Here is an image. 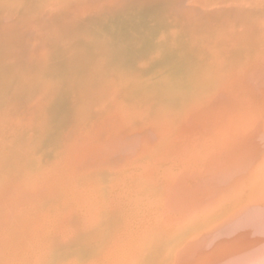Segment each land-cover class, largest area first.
<instances>
[{
	"label": "rangeland",
	"instance_id": "1",
	"mask_svg": "<svg viewBox=\"0 0 264 264\" xmlns=\"http://www.w3.org/2000/svg\"><path fill=\"white\" fill-rule=\"evenodd\" d=\"M202 1H206V5ZM209 1H213V5ZM244 1L0 0V192H3L0 193V264H45L50 258L51 264H109V261L111 264H131L129 262L141 258V264L150 261V264H169L166 259L169 252L166 251L174 240L168 239L176 227L184 228L183 239L174 246L173 254L183 264H199L208 254L205 251L207 241L217 235L220 238L242 213L248 212L247 208L249 212L264 209L262 178L263 182L259 180L257 185L246 190L247 194L235 193L224 203L218 200L202 213L196 212L197 217L191 219L192 207L199 195L195 188L209 179L214 183L220 179L213 176L208 155L210 150L223 151L229 147L221 138L225 131L232 130L235 126L231 124L232 120L239 116L233 112L225 113L226 110L232 111V107L237 110V104L243 106L245 103L262 116L264 109V105L256 104L260 98L264 100V68H261L264 65V5ZM220 58L222 61L231 59V75L235 78L241 75L240 85L243 86L237 83V78L234 83L238 86L234 89L219 87L213 92L212 83L221 79ZM183 101L188 102L183 104ZM226 115L227 122L223 119ZM259 120L254 116L252 122ZM205 122L207 126L203 124ZM200 143H205L206 149L203 150ZM197 151L206 153L197 154ZM55 172H61V177ZM214 183L210 193L215 191ZM244 198L249 202H244ZM176 202L183 206L173 207L178 205ZM245 203L249 206L244 208ZM253 204H256L255 209ZM229 212H232L231 216ZM227 216H230L229 220ZM217 217L226 221L219 223ZM32 221L36 222L32 225ZM258 223L263 225L264 220ZM135 233L139 236L133 238ZM148 239L156 243L149 245ZM205 242L206 245H201ZM186 243L188 250H181ZM261 245L264 244L260 243L258 248L262 252ZM180 251L184 253L180 254ZM248 251L237 257L250 259L257 253V257H264V250L263 254L258 250ZM47 252H51L50 256ZM45 255H48L46 259ZM222 260L227 262L225 258Z\"/></svg>",
	"mask_w": 264,
	"mask_h": 264
},
{
	"label": "bare ground",
	"instance_id": "2",
	"mask_svg": "<svg viewBox=\"0 0 264 264\" xmlns=\"http://www.w3.org/2000/svg\"><path fill=\"white\" fill-rule=\"evenodd\" d=\"M31 1V0H30ZM219 1V0H218ZM244 1V0H243ZM191 2V1H190ZM203 3H204V1H202ZM209 2H211V1H209ZM213 2V1H212ZM212 2H211V5H213L212 4ZM226 2V1H225ZM244 2H246V4L247 3H249V4H256V2H257V4H259V5H264V0H245ZM202 3V4H203ZM205 3H206V1H205ZM204 3V4H205ZM221 3V2H220ZM236 3V2H235ZM243 3V2H242ZM201 4V5H202ZM209 5H210V3H208ZM217 4H219V2L217 3ZM222 4H223V6H224V3L222 2ZM229 4V3H228ZM231 4H233V3H231ZM206 5V4H205ZM214 5H216V4H214ZM220 5V4H219ZM218 5V6H219ZM221 6V5H220ZM226 6V5H225ZM245 6H247V5H245ZM244 6V7H245ZM186 7V6H185ZM199 7V6H198ZM211 7V6H210ZM229 6H227V8H228ZM248 7V6H247ZM250 7H251V5H250ZM252 8V7H251ZM229 9H231V8H229ZM180 10H182V9H180ZM205 10V9H204ZM215 11V10H214ZM232 11V10H231ZM234 11V10H233ZM232 11V12H233ZM17 12V11H16ZM204 13V12H203ZM107 14V13H106ZM241 14V13H240ZM207 14H205V16H206ZM211 15V14H210ZM242 15V14H241ZM8 16V15H7ZM215 16H216V14H215ZM150 17V16H149ZM204 17V16H203ZM208 17V16H207ZM207 17L206 18H204V19H207ZM210 17V16H209ZM212 17V16H211ZM220 17V16H219ZM199 19H202V18H199ZM204 19H202V20H204ZM235 19V18H234ZM211 20H212V18H211ZM216 20V19H215ZM240 20V19H239ZM242 20V19H241ZM261 20V19H260ZM199 21V20H198ZM226 21V20H225ZM242 22V21H241ZM220 23V22H219ZM243 23V22H242ZM184 24V23H183ZM224 24H225V22H224ZM250 24V23H249ZM256 24V23H255ZM251 25V24H250ZM261 25V24H260ZM225 26V25H224ZM253 26V25H252ZM180 27H182V26H180ZM217 27V26H216ZM259 27V26H258ZM204 28V27H203ZM202 28V29H203ZM252 28V27H251ZM179 29V28H178ZM216 29V28H215ZM217 29H220L221 30V28H217ZM150 30V29H149ZM209 30V29H208ZM219 30V31H220ZM248 30V29H247ZM206 31H207V29H206ZM210 31V30H209ZM226 31V30H225ZM205 32V31H204ZM221 32V31H220ZM220 32H218V33H220ZM246 33V32H245ZM223 34V33H222ZM20 35H21V33H20ZM197 35V34H196ZM217 36V35H216ZM162 37V36H161ZM178 38V37H177ZM220 39H222V38H220ZM202 40V39H201ZM225 40V39H224ZM223 41V40H222ZM251 41V40H250ZM20 42V41H19ZM180 42V41H179ZM3 43V42H2ZM17 43V42H16ZM218 43V42H217ZM264 43V42H263ZM28 44V43H27ZM191 44V43H190ZM15 45V44H14ZM236 45V44H235ZM238 45V44H237ZM251 45V44H250ZM2 46V45H1ZM262 46V45H261ZM263 46H264V44H263ZM8 47V46H7ZM240 48V47H239ZM238 48V49H239ZM254 48V47H253ZM262 48V47H261ZM19 49H20V47H19ZM192 49V48H191ZM220 49V48H219ZM249 49H250V47H249ZM195 50V49H194ZM217 51V50H216ZM94 53H96V52H94ZM262 53V52H261ZM237 54V53H236ZM97 55V54H96ZM235 55V54H234ZM259 55V54H258ZM232 56V55H231ZM261 56V55H260ZM233 57V56H232ZM251 57V56H250ZM221 58H223V57H221ZM220 58V59H221ZM263 58H264V56H263ZM158 59V58H157ZM237 59V58H236ZM256 59H259V58H256ZM262 59V58H261ZM149 60V59H148ZM236 61V60H235ZM234 61V62H235ZM256 61V60H255ZM221 64H220V63ZM263 62V61H262ZM194 63V62H193ZM200 63V62H199ZM202 63V62H201ZM230 63H232V61H231V59L229 58V59H226V61H222V59H221V61H218V64H219V66L221 65L222 67H221V72H220V77L219 78H221L220 79V81H218V82H216L215 81V83H217L218 85L217 86H215V83H212L213 84V86L212 87H214V89H213V92L215 91H217L218 90V88L219 87H221L222 88V90H224V88L225 89H231V87H233V89L235 88V86H238V84L240 85V83H242V77H241V75H240V77H237V78H235L234 76H232L231 75V65H233V64H230ZM264 63V62H263ZM1 64V63H0ZM204 64V63H203ZM216 64H217V62H216ZM236 64V63H235ZM254 64V63H253ZM255 64H256V62H255ZM201 65V64H200ZM207 65V64H206ZM261 65V64H260ZM21 67H22V65H20ZM204 66V65H203ZM234 66H236V65H234ZM242 66V65H241ZM253 66V65H252ZM255 66V65H254ZM253 66V67H254ZM257 66V65H256ZM264 66V65H263ZM261 67V68H264V67ZM31 67H32V65H31ZM199 67H201V66H199ZM205 67V66H204ZM243 68V67H242ZM241 69V68H240ZM15 70V69H14ZM22 70V69H21ZM211 70V69H210ZM218 70H220V68L218 69ZM245 70V69H244ZM24 71V70H23ZM251 71V70H250ZM249 71V72H250ZM259 71H262V70H259ZM11 72V71H10ZM204 73H205V71H203ZM244 73H245V71H243ZM254 72H255V70H254ZM3 73V72H2ZM20 73V72H19ZM148 73V72H147ZM154 73V72H153ZM208 73V72H207ZM217 73H218V71H217ZM243 73V74H244ZM259 73V72H258ZM16 74V73H15ZM86 74V73H85ZM202 74V73H201ZM208 74H210V73H208ZM249 74H251V73H249ZM264 74V73H263ZM204 75V74H203ZM258 75V74H257ZM14 76V75H13ZM87 76V75H86ZM151 76V75H150ZM205 76V75H204ZM251 76V75H250ZM264 76V75H263ZM188 77V76H187ZM208 77H209V75H208ZM261 77V76H260ZM200 78V77H199ZM204 78V77H203ZM209 78H211V77H209ZM253 78V77H252ZM256 78H258V76H256ZM12 79V78H11ZM17 79V78H16ZM187 79V78H186ZM195 79V78H194ZM234 79H237V83L238 84H236V83H234ZM262 79V78H261ZM4 80V79H3ZM192 80V79H191ZM205 80V79H204ZM207 80H209V79H207ZM254 80H255V78H254ZM13 81H15V80H13ZM12 81V82H13ZM251 81H253V80H251ZM256 81V80H255ZM10 82V81H9ZM100 82V81H99ZM248 81H246V83H247ZM7 83V82H6ZM203 83V82H202ZM255 83H257V82H255ZM254 83V84H255ZM261 83V82H260ZM189 84V83H188ZM253 84V85H254ZM7 85V84H6ZM11 85H13V84H11ZM11 85H10V87H11ZM166 85H167V83H166ZM180 85V84H179ZM203 85V84H202ZM202 85H200V86H202ZM242 85V84H241ZM240 85V86H241ZM245 85V84H244ZM259 85V84H258ZM121 86V85H120ZM181 86V85H180ZM199 86V87H200ZM205 86V85H204ZM243 86V85H242ZM16 87V86H15ZM14 87V88H15ZM191 87H193V85H191ZM257 87H260V86H257ZM12 88V87H11ZM13 88V89H14ZM107 88V87H106ZM134 88V87H133ZM182 88V87H181ZM196 88V87H195ZM203 88V87H202ZM239 88V87H238ZM241 88V87H240ZM12 89V90H13ZM151 89V88H150ZM251 89H252V87H251ZM11 90V89H10ZM118 90V89H117ZM14 91H15V89H14ZM196 91H197V89H196ZM221 90H219L218 91V93L220 92ZM226 91V90H225ZM240 91V90H239ZM247 91V90H246ZM248 91H250V90H248ZM5 92H7V91H5ZM4 92V93H5ZM15 92H17V91H15ZM202 92V91H201ZM235 92V91H234ZM255 92V91H254ZM11 93H13V92H11ZM167 93V92H166ZM239 93H241V92H239ZM239 93H236V94H239ZM252 93V92H251ZM2 94V93H1ZM8 94V93H7ZM24 94V93H23ZM199 94V93H198ZM212 94V93H211ZM210 94V95H211ZM224 94V93H223ZM236 94H235V96H236ZM242 94H246V93H242ZM247 94H249V93H247ZM254 93H252V95H253ZM4 96L6 95V94H3ZM16 95V94H15ZM160 95V94H159ZM1 96V95H0ZM17 96V95H16ZM16 96H14L13 95V97H16ZM145 96V95H144ZM174 96H175V94H174ZM197 96H199V95H196V97ZM225 96V95H224ZM262 96V95H261ZM10 97H12V96H10ZM19 97V96H18ZM193 97V96H192ZM206 97V96H205ZM209 97V96H208ZM239 97V96H238ZM249 97H251V96H249ZM263 97V96H262ZM2 98H4V97H2ZM82 98V97H81ZM105 98V97H104ZM222 98V97H221ZM229 98V97H228ZM173 99V98H172ZM191 99V98H190ZM193 99H195V98H193ZM220 99V98H219ZM224 99V98H223ZM245 99V98H244ZM2 100V99H1ZM0 100V101H1ZM15 100V99H14ZM17 100V99H16ZM5 101V100H4ZM9 101H11V100H9ZM176 101V100H175ZM191 101H193V100H191ZM232 101V100H231ZM6 102H8V101H6ZM17 102V101H16ZM185 101H183V104H185L186 102H188V101H186L185 103H184ZM221 102V101H220ZM219 102V103H220ZM245 102V101H244ZM131 103V102H130ZM194 103V102H193ZM208 103V102H207ZM235 103V102H234ZM260 104V106L261 105H264V100L263 99H259L257 102H256V104ZM8 104V103H7ZM12 104V103H11ZM190 104V103H189ZM215 104V103H214ZM213 104V105H214ZM218 104V102L216 103V105ZM245 104V103H244ZM243 104V106H242V104H241V106L239 105V104H237V110L235 109L234 110V108L232 107L231 108V110L232 111H227L226 110V112L225 113H229V112H233V113H235V115H238L239 117L238 118H236V119H234L233 118V120H232V123L231 124H233V125H235L233 128H232V130H228V131H225V133H224V135H223V137L221 138V140L225 143V141H226V143H228L227 145L229 146L227 149H225V150H219V151H211L210 150V152H209V155H208V157H210V160H211V166H212V168L214 169L213 170V176L215 177V179H219V181H216L215 183L213 182V180L211 181V179H206V180H208V181H206V180H204V181H206V182H202V183H200L199 184V186L197 187V188H195V189H198V190H195L197 193H199V195H196L197 197H196V199L195 200H197L194 204H193V207H192V216H191V219H193L195 216L197 217V214L198 213H196V212H198V211H200L199 213H202L203 212V210H205L206 208H208V205H211V204H213L214 202L216 203V201H221L222 203H224V202H228V201H230V199H231V196H233L235 193H246L247 191L246 190H248L250 187H252L253 185H257L258 183H259V180H260V182L263 180L262 178H264V109H262V116H260V114L261 113H257V112H255V110L254 111H252V108L250 109V106H246V104L244 105ZM250 104V103H249ZM139 105V104H138ZM208 105V104H207ZM9 106V105H8ZM125 106V105H124ZM128 106V105H127ZM184 106V105H183ZM182 106V107H183ZM228 106V105H227ZM231 106V105H230ZM13 107H14V105H13ZM236 107V106H235ZM12 108V107H11ZM211 108V107H210ZM209 108V109H210ZM216 108V107H215ZM225 108V107H224ZM228 108V107H227ZM2 109V108H1ZM115 109V108H114ZM139 109V108H138ZM179 109V108H178ZM177 109V110H178ZM186 109V108H185ZM204 109V108H203ZM256 109V108H255ZM12 110V109H11ZM60 111V110H59ZM114 111V110H113ZM117 111V110H116ZM115 111V112H116ZM124 111V110H123ZM180 111V110H179ZM0 112H1V110H0ZM5 112V111H4ZM31 112V111H30ZM131 112V111H130ZM125 113V112H124ZM171 113V112H170ZM173 113V112H172ZM128 114V113H127ZM3 115V114H2ZM28 115V114H27ZM35 115V114H34ZM114 115V114H113ZM126 115V114H125ZM131 115V114H130ZM171 115V114H170ZM225 115V114H224ZM14 116V115H13ZM21 116V115H20ZM26 116V115H25ZM120 116V115H119ZM132 116V115H131ZM174 116H176V115H174ZM184 116V115H183ZM203 116V115H202ZM228 115H226V117L225 116H223L224 118L223 119H225L224 121L225 122H227L228 121V117H227ZM254 116H257V118L259 117L260 118V120L259 121H256V122H252V119H253V117ZM8 117V116H7ZM10 117H11V115H10ZM27 117V116H26ZM38 117V116H37ZM194 117V116H193ZM23 118H25V117H23ZM173 118H175V119H177L176 117H173ZM181 118V117H180ZM197 118H199V117H197ZM206 118V117H205ZM1 119V118H0ZM22 119V118H21ZM174 119V120H175ZM200 119V118H199ZM201 119H203V118H201ZM131 120V119H130ZM173 120V121H174ZM182 120V119H181ZM184 120V119H183ZM192 120V119H191ZM190 120V121H191ZM209 120H211V119H209ZM8 121V120H7ZM31 121V120H30ZM33 121V120H32ZM134 121V120H133ZM146 121V120H145ZM177 121V120H176ZM193 121V120H192ZM201 121V120H200ZM199 121V122H200ZM203 121H206V119L205 120H203ZM230 121H231V118H230ZM235 121V122H234ZM9 122V121H8ZM16 122V121H15ZM19 122V121H18ZM25 122V121H24ZM37 122V121H36ZM158 122V121H157ZM178 122V121H177ZM184 122V121H183ZM186 122V121H185ZM194 122V121H193ZM252 122V123H251ZM122 123V122H121ZM187 123V125L189 124L188 122H186ZM197 123V122H196ZM229 123V122H228ZM17 124H19V123H17ZM40 124H42V123H40ZM174 124V123H173ZM199 124V123H198ZM197 124V125H198ZM203 124H205L206 126H207V124H206V122L205 123H203ZM217 124V123H216ZM221 124H223V123H221ZM13 125V124H12ZM20 125V124H19ZM27 125V124H26ZM29 125V124H28ZM33 125H35V124H33ZM36 125H38V124H36ZM131 126H132V123L130 124ZM182 125V124H181ZM210 125V124H209ZM4 126V125H3ZM14 126V125H13ZM179 126V125H178ZM194 126V125H193ZM30 127V126H29ZM39 127H41V126H39ZM51 127V126H50ZM160 127V126H159ZM169 127V126H168ZM217 127V126H216ZM223 127V126H222ZM19 128V127H18ZM116 128V127H115ZM131 128V127H130ZM183 128V127H182ZM189 128V127H188ZM195 128H197V127H195ZM204 128V127H203ZM9 129V128H8ZM28 129H30V128H28ZM141 129V128H140ZM153 129H154V127H153ZM185 129V128H184ZM193 130H194V128H192ZM208 130V129H207ZM213 130V128L211 129V131ZM4 131V130H3ZM16 131V130H15ZM117 131V130H116ZM209 131H210V128H209ZM208 131V132H209ZM11 132V131H10ZM107 132V131H106ZM169 132H170V130H169ZM198 132V131H197ZM207 132V133H208ZM39 133V132H38ZM119 133V132H118ZM137 133V132H136ZM139 133V132H138ZM166 133V132H165ZM191 132H189V134H190ZM132 134V133H131ZM157 134V133H156ZM188 134V135H189ZM20 135H21V133H20ZM30 135V134H29ZM41 135H43V134H41ZM170 135V134H169ZM179 135V134H178ZM198 135L199 134H197V137H198ZM222 135V134H221ZM25 136V135H24ZM191 136V135H190ZM210 136V135H209ZM208 136V137H209ZM2 137V136H1ZM26 137V136H25ZM28 137V136H27ZM30 137V136H29ZM124 137V136H123ZM135 137V136H134ZM157 137V136H156ZM196 137V136H195ZM194 137V138H195ZM200 137H201V135H200ZM163 138V137H162ZM204 138V137H203ZM202 138V139H203ZM132 139H133V137H132ZM142 139V138H141ZM154 139V138H153ZM191 139V138H190ZM193 139V138H192ZM207 139V138H206ZM232 139V141H229V140H231ZM24 140V139H23ZM31 140V139H30ZM33 140V139H32ZM35 140V139H34ZM128 140V139H127ZM180 140V139H179ZM208 140V139H207ZM207 140H206V142H207ZM115 141V140H114ZM126 141V140H125ZM173 141V140H172ZM205 141V140H204ZM42 142V141H41ZM140 142H141V140H140ZM181 142V141H180ZM179 142V143H180ZM184 142V141H183ZM200 142H201V140H200ZM203 142V141H202ZM205 142V143H206ZM15 143V142H14ZM35 143V142H34ZM38 143V142H37ZM106 143V142H105ZM147 143V142H146ZM151 143V142H150ZM204 143V144H205ZM224 143H223V145H224ZM20 144H21V141H20ZM32 144V143H31ZM40 144V143H39ZM181 144V143H180ZM201 144V143H200ZM204 144H201V146L203 145V147L204 148H202L203 150L204 149H206L205 148V146H204ZM220 144V146L222 145V143H218V145ZM35 145V144H34ZM135 145V144H134ZM169 144H167V146H168ZM189 145H191L192 146V144H189ZM90 146V145H89ZM166 146V147H167ZM170 146V145H169ZM168 146V147H169ZM196 146V145H195ZM198 146V145H197ZM200 146V147H201ZM208 146L210 147V145L208 144ZM40 147V146H39ZM103 147V146H102ZM131 147V146H130ZM133 147V146H132ZM140 147V146H139ZM189 147V146H188ZM187 147V148H188ZM199 147V146H198ZM113 148V147H112ZM173 148V147H172ZM172 148H170V149H172ZM180 148V147H179ZM183 148H184V145H183ZM186 148V149H187ZM208 148V147H207ZM33 149V148H32ZM37 149V148H36ZM130 149V148H129ZM138 149V148H137ZM161 149V148H160ZM181 149V148H180ZM179 149V150H180ZM190 149V148H189ZM193 149V148H192ZM58 150V149H57ZM119 150V149H118ZM132 150V149H131ZM156 150V149H155ZM157 150H159V148L157 149ZM176 150V149H175ZM178 150V149H177ZM196 150V149H195ZM202 150V151H203ZM96 151V150H95ZM168 151V150H167ZM184 151V150H183ZM187 151V150H186ZM202 151H200V152H202ZM209 151V150H208ZM68 152V151H67ZM117 152V151H116ZM142 152H144V151H142ZM150 152V151H149ZM154 152V151H153ZM198 152V151H197ZM200 152H198L197 154H199ZM74 153V152H73ZM85 153V152H84ZM131 153V152H130ZM180 153V152H179ZM188 153H189V151H188ZM203 154L204 153H206V152H202ZM202 153H200V154H202ZM63 154V153H62ZM75 154V153H74ZM159 154V153H158ZM168 154H170V153H168ZM182 154V153H181ZM180 154V155H181ZM197 154L195 155V156H197ZM19 155V154H18ZM61 155V154H60ZM163 155H164V153H163ZM162 155V156H163ZM183 155V154H182ZM66 156V155H65ZM131 156V155H130ZM137 156V155H136ZM186 156H187V154H186ZM190 156V155H189ZM188 156V157H189ZM194 156V157H195ZM206 156V155H205ZM58 157H60V156H58ZM80 156H78L77 158H79ZM172 157V156H171ZM191 157H192V155H191ZM198 157V156H197ZM202 157H203V155H202ZM201 157V158H202ZM207 157V156H206ZM26 158V157H25ZM52 158V157H51ZM71 158H72V156H71ZM94 158V157H93ZM196 158V157H195ZM195 158H193V159H195ZM59 159V158H58ZM68 159H70V158H68ZM146 159V158H145ZM184 159V158H183ZM189 159V158H188ZM191 160H193L192 158H190ZM199 159V161H200V158H198ZM30 160V159H29ZM57 160V159H56ZM160 160V159H159ZM197 160V159H196ZM196 160H195V162H196ZM37 161V160H36ZM87 161V160H86ZM146 161V160H145ZM164 161V160H163ZM189 161V160H188ZM91 162V161H90ZM192 162V161H191ZM201 162H202V160H201ZM34 163V162H33ZM32 163V164H33ZM83 163H84V161H83ZM198 163V162H197ZM23 164V163H22ZM55 164V163H54ZM64 164H67V162L66 163H64ZM69 164V163H68ZM73 164V163H72ZM199 164V163H198ZM197 164V165H198ZM201 164V163H200ZM45 165V164H44ZM50 165V164H49ZM52 165H53V163H52ZM69 165H71V164H69ZM157 165V164H156ZM184 165V164H183ZM195 165V164H194ZM202 165V164H201ZM42 166V165H41ZM68 166V165H67ZM80 167H81V165H79ZM188 166V165H187ZM200 166V165H199ZM15 167H17V166H15ZM20 167V166H19ZM29 167V166H28ZM53 167V166H52ZM75 167V166H74ZM93 167V166H92ZM180 167V166H179ZM186 167V166H185ZM46 168H48V167H46ZM62 168V167H61ZM69 168V167H68ZM72 168V167H71ZM86 168V167H85ZM188 168V167H187ZM190 168V167H189ZM191 168H193V166H191ZM195 168V167H194ZM197 168V167H196ZM199 168V167H198ZM197 168V169H198ZM205 168V167H204ZM19 169V168H18ZM23 169V168H22ZM21 169V170H22ZM24 169H25V167H24ZM63 169V168H62ZM169 169V168H168ZM186 169V168H185ZM208 169V168H207ZM210 169V168H209ZM9 170H14V169H9ZM20 170V171H21ZM39 170V169H38ZM38 170H35V172L36 171H38ZM191 170V169H190ZM200 170V169H199ZM211 170V169H210ZM26 171V170H25ZM24 171V172H25ZM43 171H45V170H43ZM43 171H41V172H43ZM47 171H48V169H47ZM55 171V170H54ZM58 171H61V170H58ZM57 171V172H58ZM80 171V170H79ZM88 171V170H87ZM194 171H195V169H194ZM197 171V170H196ZM194 172V173H197V172ZM23 172V171H22ZM46 172V171H45ZM45 172H43V173H45ZM85 172V171H84ZM142 172V171H141ZM18 173V172H17ZM33 173V172H32ZM61 173V172H60ZM59 173V174H60ZM88 173V172H87ZM193 173V172H192ZM191 174V173H189V174H191V175H194L195 176V174ZM10 174V173H9ZM35 174V173H34ZM42 174V173H41ZM49 174H50V172H49ZM52 174V173H51ZM55 174H56V172H55ZM59 174H56V175H58L57 177H59L60 175ZM67 174V173H66ZM66 174H63V175H66ZM84 174V173H83ZM181 174V173H180ZM179 174V175H180ZM187 174V173H186ZM185 174V175H186ZM199 174V173H198ZM17 175H19V173L17 174ZM22 175V174H21ZM33 175V174H32ZM37 175H39V174H37ZM53 175H54V173H53ZM150 175V174H149ZM149 175H147V176H149ZM27 176V175H26ZM44 176V175H43ZM124 176H126V175H124ZM142 176V175H141ZM183 176H184V174H183ZM4 177V176H3ZM14 177V176H13ZM19 177H21V176H19ZM25 177V176H24ZM49 177V176H48ZM50 177H52V176H50ZM54 177H55V175H54ZM56 177V178H57ZM61 177V176H60ZM59 177V178H60ZM191 178H192V176H190ZM33 178V177H32ZM36 178H37V176H36ZM44 178V177H43ZM58 178V179H59ZM67 177H65V179H66ZM143 178V177H142ZM182 177H180V180H182L181 179ZM190 178V179H191ZM210 178V177H209ZM14 179H15V177H14ZM20 179V178H19ZM34 179H35V177H34ZM39 180H40V178H38ZM186 179V178H185ZM193 179V178H192ZM262 179V180H261ZM8 180V179H7ZM32 180V179H31ZM51 180H52V178H51ZM50 180V181H51ZM56 180V179H55ZM61 180H63L62 178H61ZM145 180H148V179H146V177H145ZM187 180V179H186ZM194 180V179H193ZM20 181V180H19ZM22 181H23V179H22ZM34 181V180H33ZM32 181V182H33ZM35 181H37L36 179H35ZM43 181V180H42ZM77 181V180H76ZM175 181H177V180H175ZM189 181V180H188ZM56 182V181H55ZM63 182V181H62ZM151 182V181H150ZM212 182V183H211ZM263 182V181H262ZM8 183V182H7ZM6 183V184H7ZM45 183H46V180H45ZM50 183V182H49ZM61 183V182H60ZM118 183V182H117ZM188 183V182H187ZM190 183V182H189ZM193 183V182H192ZM216 184V185H214V186H216L215 187V191H213V193L211 192L210 193V187H211V185L212 184ZM13 184V183H12ZM30 184V183H29ZM57 184V183H56ZM147 184L149 185V183L147 182ZM184 184H185V182H184ZM263 185H264V183H262ZM25 185V184H24ZM31 185V184H30ZM40 185V184H39ZM44 185V184H43ZM134 185V184H133ZM141 185V184H140ZM143 185V184H142ZM154 185V184H153ZM190 185V184H189ZM12 186V185H11ZM25 186H28V184L27 185H25ZM34 187H35V185H33ZM57 186V185H56ZM62 186V185H61ZM4 187V186H3ZM42 187V186H41ZM53 187H54V185H53ZM60 187V186H59ZM113 187V186H112ZM114 187H116V186H114ZM138 187V186H137ZM145 187V186H144ZM164 187V186H163ZM188 187V186H187ZM192 187V186H191ZM254 187V186H253ZM259 187H261L260 185H259ZM24 188V187H23ZM22 188V189H23ZM47 188V187H46ZM121 188H122V185H121ZM129 188V187H128ZM127 188V189H128ZM131 188V187H130ZM133 188V187H132ZM142 188H143V186L140 188L141 190H142ZM178 188H179V186H178ZM181 188V187H180ZM256 188H258V187H256ZM4 189V188H3ZM9 189V188H8ZM7 189V190H8ZM27 189V188H26ZM28 189H30V188H28ZM31 189H32V186H31ZM33 189H35V188H33ZM40 189H42V188H40ZM54 189V188H53ZM57 189H59V188H57ZM145 189V188H144ZM150 189V188H149ZM148 189V190H149ZM253 189V188H252ZM264 189V188H263ZM1 190V189H0ZM24 190V189H23ZM22 190V191H23ZM36 190V189H35ZM114 190H115V188H114ZM184 190V189H183ZM190 189H188V191H189ZM192 190V189H191ZM261 190V189H260ZM10 191V190H9ZM20 191H21V189H20ZM24 191H26V190H24ZM58 191V190H57ZM84 191V190H83ZM117 191H119V192H121L120 190H117ZM128 191H130V190H128ZM140 191V190H139ZM138 191V192H139ZM143 191V190H142ZM182 191V190H181ZM28 192V191H27ZM26 192V193H27ZM35 192V191H34ZM126 192H127V190H126ZM163 192V191H162ZM190 192H192V191H190ZM189 192V193H190ZM0 193H3V192H0ZM20 193V192H19ZM32 193V192H31ZM36 193V192H35ZM38 193V192H37ZM55 193V192H54ZM58 193V192H57ZM145 193V192H144ZM251 193V192H250ZM263 193V192H262ZM5 194H6V191H5ZM5 194H4V196H5ZM10 194V193H9ZM28 194H29V192H28ZM60 194V193H59ZM67 194V193H66ZM127 194V193H126ZM147 195H148V193H146ZM159 194V193H158ZM241 194V195H242ZM247 194V193H246ZM261 194V193H260ZM2 195V194H1ZM40 195V194H39ZM104 195V194H103ZM135 195V194H134ZM157 195V194H156ZM174 195V194H173ZM177 194H175V196H176ZM9 196V195H8ZM27 196V195H26ZM45 196V195H44ZM87 196V195H86ZM89 196V195H88ZM118 196V195H117ZM130 196V195H129ZM165 196V195H164ZM180 195H178V197H179ZM193 196V195H192ZM257 196V195H256ZM259 196H262V195H259ZM40 197V196H39ZM100 197H102V196H100ZM138 197V196H137ZM163 197V196H162ZM181 197V196H180ZM195 197V196H194ZM239 197V196H238ZM250 197V196H249ZM252 197H254V195L252 196ZM8 198V197H7ZM14 198H15V196H14ZM16 198H17V195H16ZM27 198V197H26ZM42 198H44V197H42ZM41 198V199H42ZM46 198V197H45ZM103 198V197H102ZM124 198H125V195H124ZM151 198V197H150ZM171 198V197H170ZM173 198H174V196H173ZM240 198H242V197H240ZM259 198H261V197H259ZM1 199V198H0ZM5 199V198H4ZM18 199H19V197H18ZM20 199H21V196H20ZM40 199V198H39ZM98 199V198H97ZM172 199V198H171ZM175 199H176V197H175ZM181 199V198H180ZM180 199H177V201L179 200L180 201ZM245 200H244V202H246V201H248L246 198H244ZM11 200V199H10ZM24 200V199H23ZM30 200V199H29ZM43 200V199H42ZM46 200V199H45ZM119 200V199H118ZM235 200V199H234ZM238 200H240V199H238ZM256 200H257V198H256ZM261 200H263L262 198H261ZM3 201V200H2ZM13 201V200H12ZM19 201V200H18ZM164 201V200H163ZM166 201V200H165ZM178 201V202H179ZM183 201V200H182ZM188 201V200H187ZM218 201V202H219ZM258 201V200H257ZM260 201V200H259ZM101 202V201H100ZM106 202V201H105ZM109 202V201H108ZM111 202V201H110ZM116 202V201H115ZM150 202V201H149ZM169 202V201H168ZM189 202V201H188ZM191 202V201H190ZM232 202V201H231ZM235 202V201H234ZM249 202V201H248ZM247 202V204H249ZM252 201H250V203H251ZM27 203V202H26ZM25 203V204H26ZM31 203H32V201H31ZM74 203V202H73ZM95 203V202H94ZM118 203V202H117ZM128 203V202H127ZM164 203V202H163ZM174 203H175V201H174ZM173 203V204H174ZM177 203V202H176ZM181 203V202H180ZM180 203L178 204V205H174L173 207H175V206H179L180 205ZM184 203V202H183ZM8 204V203H7ZM20 204V203H19ZM35 204V203H34ZM97 204V203H96ZM100 204V203H99ZM150 205H151V203H149ZM156 204V203H155ZM155 204H153V205H155ZM172 204V203H171ZM185 204V203H184ZM187 204V203H186ZM190 204V203H189ZM221 204V203H220ZM237 204V203H236ZM239 204H240V202H239ZM246 204V203H245ZM244 205V208H245V206H249V205H251V204H249V205ZM12 205H14V204H12ZM27 205V204H26ZM32 205V204H31ZM120 205V204H119ZM160 205H162V204H160ZM218 205V204H217ZM227 205V204H226ZM256 204H253V206H255ZM6 206V205H5ZM18 206V205H17ZM35 206H37V204L35 205ZM100 206H101V204H100ZM99 206V207H100ZM180 206H183L182 204L180 205ZM232 206V205H231ZM241 206V205H240ZM258 206V205H257ZM1 207V206H0ZM15 207V206H14ZM25 207V206H24ZM30 207V206H29ZM33 207V206H32ZM150 207V206H149ZM155 207V206H154ZM161 207V206H160ZM159 207V208H160ZM185 207H186V205H185ZM184 207V208H185ZM237 209L239 208V206H235ZM264 207V206H263ZM7 208V207H6ZM12 208V207H11ZM20 208V207H19ZM55 208V207H54ZM95 208V207H94ZM97 208V207H96ZM156 208V207H155ZM165 208V207H164ZM175 208H179V207H175ZM183 208V207H182ZM181 208V209H182ZM253 208V207H252ZM256 208V206L254 207V209ZM9 209V208H8ZM25 209V208H24ZM132 209V208H131ZM152 209H154V208H152ZM173 209V208H172ZM220 209H222V207L220 206ZM232 209V208H231ZM236 209V210H237ZM240 209H241V207H240ZM7 210V209H6ZM11 210V209H10ZM9 210V211H10ZM14 210V209H13ZM32 210H33V208H32ZM155 210V209H154ZM169 210H171V209H169ZM175 210V209H174ZM179 210V209H178ZM186 209H184V211H185ZM187 210H188V207H187ZM191 210V209H190ZM210 210V209H209ZM247 210H248V212H244V213H242V209L240 210L241 211V213H242V215H240L237 219H236V221H235V223H234V221H232V223H234V224H232L233 225V227L232 228H230L228 231H225L224 233H223V235L222 236H220V238H218L219 237V235H217L215 238L214 237H212L213 239H210L209 241H207V245H206V242H205V244L203 243H201V245H206L205 247H206V249H205V251H208V254L206 255V256H203V259L202 260H200L199 262V264H264V259H262V258H264V257H261V256H258L257 257V254H256V257L254 258V256L255 255H253V258H250V259H247V258H238L237 256H239V255H242V254H244V253H246L248 250H250L251 252H253L254 250H256V252H257V250L259 251V252H261L259 249L260 248H258L259 246L258 245H260V243H262V244H264V240H260V239H262V237H264V224L263 225H260L258 222L259 221H261V220H264V209L262 208V209H259V210H257V211H253V212H249L250 210H249V208H247ZM18 211V210H17ZM27 211V210H26ZM30 211V210H29ZM36 211V210H35ZM75 211V210H74ZM159 211V210H158ZM179 211H181V210H179ZM189 211V210H188ZM211 211V210H210ZM221 211V210H220ZM231 211V210H230ZM233 211V210H232ZM40 212V211H39ZM66 212V211H65ZM126 212V211H125ZM176 212V211H175ZM183 212V211H182ZM262 212H263V214H262ZM13 213V212H12ZM16 213V212H15ZM67 213V212H66ZM155 213H156V211H155ZM183 213H185V212H183ZM221 213V212H220ZM223 213V212H222ZM230 213V216H231V214H232V212H229ZM236 213H237V211H236ZM241 213H239V214H241ZM248 213H250V214H248ZM251 213H254V216L251 214ZM28 214H30L29 212H28ZM47 214V213H46ZM100 214V213H99ZM102 214H103V212H102ZM126 214V213H125ZM166 213H164V215H165ZM180 214H182V213H180ZM219 214V213H218ZM17 215V214H16ZM15 215V216H16ZM31 215H33V214H31ZM88 215V214H87ZM97 215V214H96ZM157 215V214H156ZM156 215H155V217H156ZM179 215V214H178ZM226 215H228V214H226ZM226 215H224L225 216V218H226ZM9 216H10V214H9ZM24 216V215H23ZM29 216V215H28ZM49 216V215H48ZM73 216V215H72ZM127 216V215H126ZM132 216V215H131ZM142 216V215H141ZM230 216H227V219L229 220V218H230ZM232 216H234V215H232ZM30 217V216H29ZM38 217V216H37ZM67 217V216H66ZM138 217V216H137ZM154 217V216H153ZM213 217V216H212ZM45 218H47V217H45ZM57 218V217H56ZM151 218V217H150ZM222 218H224V217H222ZM37 219V218H36ZM35 219V220H36ZM39 219V218H38ZM47 219H49V218H47ZM67 219V218H66ZM65 219V220H66ZM69 219V218H68ZM164 219V218H163ZM234 219V218H233ZM232 219V220H233ZM41 220V219H40ZM40 220H39V222H40ZM90 220V219H89ZM152 220V219H151ZM216 220L220 223V221H222V219L221 220H219L218 219V217L216 218ZM28 221V220H27ZM30 221V220H29ZM44 221V220H43ZM48 221V220H47ZM224 222L226 221V219H224L223 220ZM222 221V222H223ZM1 222V221H0ZM3 222V221H2ZM33 223H31L32 225L36 222H34V221H32ZM212 222H214V221H212ZM217 222V223H218ZM136 223V222H135ZM139 223V222H138ZM214 223H216V222H214ZM213 223V224H214ZM42 224V223H41ZM140 224H143V223H141L140 222ZM164 224V223H163ZM211 224V223H210ZM4 225V224H3ZM10 225V224H9ZM12 225V224H11ZM70 225V224H69ZM206 225V224H205ZM230 225V224H229ZM35 226H36V224H35ZM39 226H41V225H39ZM60 226V225H59ZM137 226H138V224H137ZM137 226H135V228L136 229H138L139 230V228H137ZM141 226H143V225H141ZM165 226V225H164ZM195 226V225H194ZM30 227V226H29ZM134 227V226H133ZM175 227V226H174ZM198 227V226H197ZM9 228V227H8ZM28 228V227H27ZM31 228V227H30ZM35 228V227H34ZM72 228V227H71ZM162 228V227H161ZM210 228V227H209ZM208 228V229H209ZM15 229V228H14ZM46 229H47V227H46ZM68 229V228H67ZM135 229V230H136ZM183 227H180V228H175L174 229V231H173V233L171 234V236L169 237V239L168 240H174L173 242H172V244L171 245H169V251H166V252H169L168 253V256H167V260L169 261V264H183L182 263V261H180V258H178L176 255H174L173 253H175L174 252V250H176V249H174V250H172L173 248H174V246L177 244V242L178 241H180V240H182L183 239V237H182V235H183ZM9 230V229H8ZM23 230V229H22ZM26 230V229H25ZM29 230V229H28ZM27 230V231H28ZM58 230H60V228L58 229ZM132 230V229H131ZM193 230V229H192ZM30 231H31V229H30ZM42 231V230H41ZM154 231V230H153ZM161 231V230H160ZM163 231V230H162ZM170 231H171V229H170ZM9 232H10V230H9ZM33 232V231H32ZM51 232V231H50ZM62 232V231H61ZM65 232V231H64ZM68 232V231H67ZM150 232V231H149ZM28 233V232H27ZM129 233V232H128ZM186 233V232H185ZM10 234V233H9ZM16 234H18V233H16ZM40 234H41V232H40ZM39 234V235H40ZM43 234V233H42ZM66 234V233H65ZM133 234V233H132ZM169 234V233H168ZM38 235V234H37ZM48 235H50L49 233H48ZM62 235V234H61ZM124 235L125 234H123V237H124ZM156 235V234H155ZM186 235H187V233H186ZM190 235V234H189ZM12 236H13V234H12ZM16 236V235H15ZM63 236H64V234H63ZM62 236V237H63ZM135 237H133V238H136V236H139V235H136V233H135V235H134ZM9 237V236H8ZM25 237V236H24ZM118 237V236H117ZM130 237V236H129ZM186 237V236H185ZM209 237V236H208ZM222 237V238H221ZM15 238V237H14ZM28 238V237H27ZM31 238V237H30ZM156 238V237H155ZM8 239H10V238H8ZM16 239V238H15ZM26 239V238H25ZM62 239V238H61ZM64 239V238H63ZM116 239V238H115ZM16 240H18V239H16ZM15 240V241H16ZM47 240H48V238H47ZM120 240V239H119ZM187 240V239H186ZM260 240V241H259ZM34 241V240H33ZM118 241V240H117ZM121 241H124V240H122L121 239ZM131 241V240H130ZM134 241V240H133ZM140 241V240H139ZM157 241V240H156ZM206 241V240H205ZM1 242V241H0ZM23 242V241H22ZM47 242V241H46ZM120 242V241H119ZM132 242V241H131ZM204 242V241H203ZM13 243V242H12ZM33 243V242H32ZM65 243V242H64ZM112 243H114V242H112ZM123 243V242H122ZM121 243V244H122ZM134 243V242H133ZM137 243V242H136ZM145 243V242H144ZM147 243L150 245V244H154V243H156L155 241L153 242V241H151V240H147ZM166 243H168V241L166 242ZM181 243H183V242H181ZM188 243V242H187ZM185 244V246H183V248L181 249V250H183V251H185V250H188V248H186V247H188L189 245L188 244ZM258 243V244H257ZM51 244H52V242H51ZM66 244V243H65ZM14 245V244H13ZM17 245V244H16ZM30 245V244H29ZM108 245V244H107ZM110 245V244H109ZM118 245H119V243H118ZM136 245V244H135ZM162 245V244H161ZM1 246V245H0ZM25 246V245H24ZM122 246H123V244H122ZM148 246V245H147ZM147 246H145V247H147ZM155 247H156V245H154ZM262 246V247H261ZM260 247H261V250H262V254H263V250H264V245H261ZM8 247V246H7ZM28 247V246H27ZM43 247V246H42ZM48 247H49V245H48ZM52 247H54V246H52ZM61 247H63V246H61ZM60 247V248H61ZM113 247V246H112ZM124 247H125V245H124ZM131 247H132V244H131ZM134 247L135 246H133V249H134ZM141 247V246H140ZM145 247H143V248H145ZM178 247V246H177ZM23 248V247H22ZM51 248V247H50ZM55 249H56V247H54ZM53 248V249H54ZM119 248H120V245H119ZM123 248V247H122ZM126 248V247H125ZM1 249V248H0ZM63 249V248H62ZM113 249V248H112ZM121 249V248H120ZM170 249H171V251H170ZM22 250V249H21ZM27 250V249H26ZM48 250V249H47ZM46 250V251H47ZM52 250V249H51ZM106 250H107V248H106ZM136 250V249H135ZM27 251H29V250H27ZM50 251V250H49ZM92 251V250H91ZM112 251V250H111ZM116 251H118V250H116ZM126 251V250H125ZM134 251V250H133ZM140 251V250H139ZM158 251V250H157ZM183 251H180L179 253L181 254V253H184ZM18 252V251H17ZM22 252V251H21ZM53 252L54 253H56L54 250H53ZM52 252V253H53ZM66 252V251H65ZM114 253L113 254H115V251H113ZM120 252V251H119ZM145 252V251H144ZM143 252V253H144ZM242 252H244V253H242ZM249 252V251H248ZM0 253H1V251H0ZM20 253V252H19ZM49 253V256H50V254H51V252H47V254ZM102 253V252H101ZM100 253V254H101ZM132 253L133 252H131V254L130 255H132ZM154 253V252H153ZM260 253V254H261ZM3 254V253H2ZM40 254V253H39ZM43 254V253H42ZM107 254V253H106ZM113 254H112V256H113ZM117 254V253H116ZM115 254V255H116ZM126 254V253H125ZM127 254H129V253H127ZM139 254V253H138ZM178 255V256H181V257H183L182 255ZM247 254V253H246ZM254 254H255V252H254ZM19 255V254H18ZM31 255V254H30ZM29 255V256H30ZM41 255V254H40ZM53 255H55V254H53ZM58 255V254H57ZM68 255H69V253H68ZM67 255V256H68ZM70 255H71V253H70ZM76 255V254H75ZM105 255V254H104ZM124 255V254H123ZM166 255V254H165ZM188 255H189V253H188ZM252 255V254H251ZM4 256V255H3ZM24 256V255H23ZM36 256H38L37 254H36ZM46 256H48V255H45V259H46ZM52 256V255H51ZM59 256V255H58ZM95 256V255H94ZM111 256V255H110ZM129 256V255H128ZM127 256V257H128ZM133 256V255H132ZM187 256V255H186ZM262 256H264V255H262ZM7 257V256H6ZM14 257V256H13ZM32 257V256H31ZM42 257L43 256H41L40 257V261H41V259H42ZM56 257V256H55ZM66 257V256H65ZM98 257H99V255H98ZM116 257V256H115ZM126 257V256H125ZM131 257V256H130ZM158 257H160V256H158ZM189 257H190V255H189ZM261 257V258H260ZM1 258V257H0ZM3 258V257H2ZM34 258H36L35 256H34ZM37 258H39V257H37ZM53 258V257H52ZM64 258V257H63ZM105 259H107L108 257H106V255H105V257H104ZM131 258H133V257H131ZM131 258H130V260H131ZM135 258V257H134ZM154 258V257H153ZM162 258V257H161ZM227 259V262L225 261V260H222V259ZM248 258H249V256H248ZM21 259V258H20ZM19 259V260H20ZM44 259V260H45ZM58 259V261L57 262H59V257L57 258ZM56 259V260H57ZM66 259V258H65ZM77 259V258H76ZM94 259V258H93ZM104 259V260H105ZM114 259V258H113ZM116 259V258H115ZM118 259V258H117ZM122 260H123V258H121ZM158 259H160V258H158ZM200 259V258H199ZM25 260H26V258H25ZM24 260V261H25ZM38 260V259H37ZM51 261V258L50 259H47V262L48 263H50L49 261ZM53 260V259H52ZM74 260V259H73ZM109 260V259H108ZM125 260H126V258H125ZM128 260H129V258H128ZM144 260H146V259H144ZM197 260H198V258H197ZM30 261H31V259H30ZM33 262H35L34 260H32ZM65 261V260H64ZM70 261H72V260H70ZM105 261H107V260H105ZM113 261H115V260H113ZM118 261V260H117ZM117 261H115V262H117ZM141 261H142V258L141 259H135V261L132 263V261L131 262H129V263H131V264H141ZM159 261V260H158ZM157 261V262H158ZM222 261V262H221ZM240 261H243V262H240ZM44 262V261H43ZM46 262V261H45ZM44 262V263H45ZM46 262V263H47ZM78 262H79V260H78ZM119 262H121V261H119ZM127 262V261H126ZM17 263V262H16ZM22 263H23V261H22ZM26 263V262H25ZM36 263H38V261L36 262ZM45 263V264H46ZM53 263V262H52ZM67 263V262H66ZM107 263H109V264H111L110 263V261L109 262H107ZM124 263V262H123ZM150 263H151V261H150ZM149 263V264H150ZM31 264H33V263H31ZM40 264H41V262H40ZM51 264V263H50ZM80 264V263H79ZM115 264V263H114ZM188 264V263H187ZM194 264H198V263H194Z\"/></svg>",
	"mask_w": 264,
	"mask_h": 264
},
{
	"label": "water",
	"instance_id": "3",
	"mask_svg": "<svg viewBox=\"0 0 264 264\" xmlns=\"http://www.w3.org/2000/svg\"><path fill=\"white\" fill-rule=\"evenodd\" d=\"M248 214H250V213H248ZM253 216H254V213H251Z\"/></svg>",
	"mask_w": 264,
	"mask_h": 264
}]
</instances>
